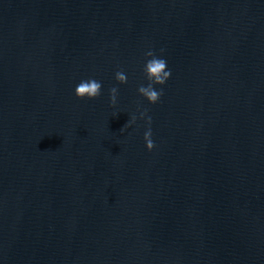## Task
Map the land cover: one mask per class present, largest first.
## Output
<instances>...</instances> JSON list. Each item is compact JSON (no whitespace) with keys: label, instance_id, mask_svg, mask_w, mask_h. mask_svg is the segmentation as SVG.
<instances>
[{"label":"water","instance_id":"95a60500","mask_svg":"<svg viewBox=\"0 0 264 264\" xmlns=\"http://www.w3.org/2000/svg\"><path fill=\"white\" fill-rule=\"evenodd\" d=\"M0 264H264V0H0Z\"/></svg>","mask_w":264,"mask_h":264},{"label":"clouds","instance_id":"9594fccd","mask_svg":"<svg viewBox=\"0 0 264 264\" xmlns=\"http://www.w3.org/2000/svg\"><path fill=\"white\" fill-rule=\"evenodd\" d=\"M146 60L143 65V75L147 81L146 85H142L138 88V94L143 97L149 104H156L160 98L161 92L157 91V88H162L168 81L171 75V71L167 68V63L162 56H156L149 50L145 53ZM115 80L119 84L126 83V75L123 72L118 71L115 74ZM101 83L94 78L82 79L74 89V95L79 100L93 101L97 99L101 94ZM117 89L112 88L110 91L111 104L116 103ZM143 117V113L141 114ZM135 117L131 118L129 123H134ZM144 141L146 149L151 151L153 143L151 141L150 128L144 133Z\"/></svg>","mask_w":264,"mask_h":264}]
</instances>
